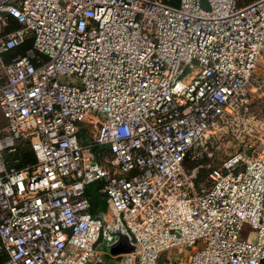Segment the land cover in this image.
<instances>
[{
    "label": "built area",
    "instance_id": "obj_1",
    "mask_svg": "<svg viewBox=\"0 0 264 264\" xmlns=\"http://www.w3.org/2000/svg\"><path fill=\"white\" fill-rule=\"evenodd\" d=\"M263 50L264 0H0V264H104L105 228L119 264H264ZM245 110L249 142L197 185L187 156Z\"/></svg>",
    "mask_w": 264,
    "mask_h": 264
},
{
    "label": "rangeland",
    "instance_id": "obj_2",
    "mask_svg": "<svg viewBox=\"0 0 264 264\" xmlns=\"http://www.w3.org/2000/svg\"><path fill=\"white\" fill-rule=\"evenodd\" d=\"M250 1L253 2L255 0H241V3L244 5L250 3ZM187 72H189V70H187ZM259 84L264 87V50L259 60L256 74L248 86V96L250 99V104H248V114L252 113L259 119L264 120V96L262 95L261 91L254 90ZM244 113L246 114V110L238 120L232 119L227 125L222 126L223 130L218 132L215 135L216 139H213L207 146L194 149L193 152L188 156L186 161V170L188 173L198 170V178L201 180L200 184L206 183L208 165H219L228 156L233 154L236 150L241 149L249 142L248 137L245 138V136L251 129V125L248 123V116H244ZM83 127L85 128L86 133L92 137V127L89 125H84ZM238 135H242L239 140L237 139ZM206 147H208L209 151L214 152L213 158H209L207 156ZM109 158H111V156H109ZM204 175L206 177H204ZM99 213L101 216H105L107 212L101 210ZM107 216L109 219L111 218L112 223L115 218L112 211H108ZM113 233L111 230L105 228L102 231L100 241L96 245L97 248H102V256L105 258L104 264H119L122 258L121 255H123L118 252V249L120 251L123 250L118 233ZM243 235L244 237H252L254 236V231L249 226H245ZM130 242L132 244L131 240Z\"/></svg>",
    "mask_w": 264,
    "mask_h": 264
},
{
    "label": "trees",
    "instance_id": "obj_3",
    "mask_svg": "<svg viewBox=\"0 0 264 264\" xmlns=\"http://www.w3.org/2000/svg\"><path fill=\"white\" fill-rule=\"evenodd\" d=\"M240 5L242 6L243 4L241 3V0H240ZM251 3V1H250ZM248 4V3H247ZM245 5V4H244ZM32 42H28L25 47L21 48V49H18V51L16 52V54H19V53H24V51L30 47L32 44ZM94 151L96 153H99L100 149L98 147H95ZM192 153V152H191ZM190 153V154H191ZM189 154V155H190ZM188 155V156H189ZM187 156V158H188ZM12 158L14 160L18 159L19 160V164H18V167L19 168H24L28 165H33L36 163V157H35V154L31 148V144L30 142H25L22 144V146L20 147V149L18 150V153L14 156H12ZM187 158H186V161H187ZM100 161V160H99ZM199 173V172H198ZM204 177H206L204 175ZM207 179V178H206ZM200 179L198 178L197 180V185H200ZM88 194L89 196L91 197L92 199V202H93V211L94 213L96 214L97 213V209H100L102 211H105L107 212L108 209H109V206L106 202V200L104 199V196L100 195L94 186L90 187L88 189Z\"/></svg>",
    "mask_w": 264,
    "mask_h": 264
},
{
    "label": "water",
    "instance_id": "obj_4",
    "mask_svg": "<svg viewBox=\"0 0 264 264\" xmlns=\"http://www.w3.org/2000/svg\"><path fill=\"white\" fill-rule=\"evenodd\" d=\"M118 236L121 242V246L123 247V250L120 251L118 249V252L121 254H126L131 252L133 250V245L131 244L129 237L121 233H118Z\"/></svg>",
    "mask_w": 264,
    "mask_h": 264
},
{
    "label": "crops",
    "instance_id": "obj_5",
    "mask_svg": "<svg viewBox=\"0 0 264 264\" xmlns=\"http://www.w3.org/2000/svg\"><path fill=\"white\" fill-rule=\"evenodd\" d=\"M108 211H110V210L108 209ZM108 211H107V213H108ZM99 212H101V210H100V209H97V213H99ZM107 213H106V215H107ZM108 219H109V217H108ZM109 220L111 221V218H110ZM110 225H111L112 228H115V229L118 230V227L115 226L113 222H112ZM121 234H124V233H121ZM124 235H125V234H124Z\"/></svg>",
    "mask_w": 264,
    "mask_h": 264
}]
</instances>
